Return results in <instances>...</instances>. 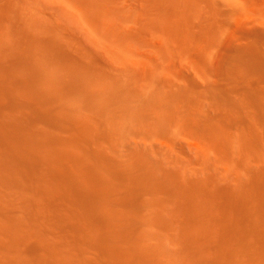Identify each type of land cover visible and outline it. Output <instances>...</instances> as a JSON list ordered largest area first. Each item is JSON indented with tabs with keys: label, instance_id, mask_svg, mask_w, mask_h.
Masks as SVG:
<instances>
[{
	"label": "rangeland",
	"instance_id": "rangeland-1",
	"mask_svg": "<svg viewBox=\"0 0 264 264\" xmlns=\"http://www.w3.org/2000/svg\"><path fill=\"white\" fill-rule=\"evenodd\" d=\"M7 1L0 0V5ZM19 1L30 2L22 4V13L43 22L58 35L56 47H47L52 44L44 42L47 57L39 55V62L34 61L39 69L44 62L47 69L59 70L60 77L70 81L72 73L68 67H72L70 62L77 51L78 63L86 70L80 75L73 74L89 80V86L100 88L111 84V79L122 78L131 80L140 89L158 84L171 90H187L179 92V97L187 100H174L175 112L168 109L170 126L166 130L154 129L152 122H143L145 118L138 125L124 128L118 123L111 124L115 116L125 114L126 105L122 112L114 109L111 113L115 115L102 119L83 110L89 126L95 128L96 138L90 143L92 151H104L111 163L128 152L144 160L149 158L151 168L154 161L167 162L164 165L171 173L157 167V174L175 180L172 182L175 192L167 189L164 193L171 206L163 218L145 219L151 225L143 223L142 227L138 225L141 220H137L138 226L134 225L124 235L127 244H121L122 247L134 245L141 257H148L152 264H200L201 257L206 264H241L255 246L260 254L259 260L252 264H264V70L256 72L245 65L235 66L236 59L256 36L255 31L264 33V0H222L223 4L215 0L225 9L222 21L215 22L216 41L208 48L209 39L199 35L192 42L184 40L192 50L191 57L186 52L171 53L165 40L149 31L131 36L124 12L139 9L142 0H99L92 9L87 0ZM197 5L206 15L208 3L198 0ZM115 9L124 14H117ZM0 23V35L4 36L10 23L7 18L0 19ZM254 39L253 43L257 38ZM18 45L22 47L24 43ZM4 75L0 69V80ZM209 87L218 88V94L206 96ZM51 93L69 101L77 98V93L67 92L56 83L52 84ZM195 100L200 101V106L192 110L197 118L184 116L187 112L182 106L190 104L191 108ZM40 104L47 107L43 102ZM151 108L145 107L144 116L153 111ZM35 128L49 129L52 133L61 131L45 122L37 123ZM76 135L71 130L62 133L64 138ZM80 144L87 143L81 139ZM126 144L136 149L128 150ZM63 172L71 179L75 177L72 171ZM22 198L7 185L0 186V226H15L24 234L30 231V225L25 219L28 214ZM203 227L208 242L202 241L199 246L204 248L200 250L190 243L204 235ZM6 243L13 245V237L0 233V246L5 248H0V256H11L21 262L33 259L24 250L11 252ZM44 258L51 264L56 260L53 255Z\"/></svg>",
	"mask_w": 264,
	"mask_h": 264
},
{
	"label": "bare ground",
	"instance_id": "bare-ground-1",
	"mask_svg": "<svg viewBox=\"0 0 264 264\" xmlns=\"http://www.w3.org/2000/svg\"><path fill=\"white\" fill-rule=\"evenodd\" d=\"M87 1L91 9L99 3V0ZM197 1L142 0L139 9L124 12L127 13L131 36L136 32L149 31L156 37H162L171 53L186 52L188 57H191L192 50L185 41L192 42L196 35L209 39L208 48L212 47L217 37L215 22L222 21L225 10L219 5L223 2L216 0L217 4L215 0H205L208 3L207 14L203 15ZM22 4L30 2L9 0L4 6L0 5V19L7 18L10 23L7 34L0 35V69L5 74L0 80V186L7 185L22 195L30 231L23 234L15 226L3 225L0 233L13 237V245L6 243L11 252L24 250L33 259L21 262L1 255L0 264H51L45 260V255L56 258L52 264H152L148 257H141L134 245L125 249L121 244L126 243L124 235L130 233L137 220H141L138 221L139 227L143 223L149 226L151 224L145 219L163 218L171 206L170 198H166L164 193L167 189L175 192L172 185L175 180L157 174V167L171 173L164 165L167 162L154 161L151 168L148 166L149 158L144 160L136 153L125 155L121 152L125 156L111 163V158L104 151L91 150L90 143L95 140L96 133L93 131L95 128L89 126L83 110L86 109L91 117L102 119L115 115V112L111 113L114 109L122 112L126 105L125 114L115 116L111 124L118 123L124 128L138 125L139 120L145 118L143 122H152L154 129L166 130L170 126L168 109L175 112L177 105L172 102L187 100L179 97V92L187 90H171L159 86L157 81L153 87L145 85V88L138 89L131 80L122 78L111 79V84L106 83L100 88L89 86L91 82L81 80L82 76H79L86 69L79 65L77 51L75 59L70 62L72 67H68L72 73L70 81L61 78L59 70L47 69L44 62L40 63L43 66L39 69L36 66L38 56L47 57L46 46L59 45L58 35L43 22L22 13ZM115 11L123 13L119 9ZM255 32V43L253 37L245 53L236 59L235 66L245 65L262 72L264 33ZM18 42L24 45L19 47ZM44 42L52 46L44 47ZM180 42L184 43L181 47ZM73 73L79 74L78 77ZM58 79L61 81L57 82ZM54 83L67 92L77 93V98L69 101L52 95ZM217 91L218 88L209 87L206 96L218 94ZM40 102L47 107L39 105ZM35 105L41 108L38 110ZM197 105L200 106L199 100H195L191 108L190 104L183 105L184 112H187L184 116L197 118L192 111ZM145 107L153 109L146 116L142 112ZM39 122L58 126L61 131L52 133L49 129L35 128ZM65 130L77 135L64 138L62 133ZM81 139L87 144H80ZM127 144L124 145L126 149H136ZM66 170L74 172L75 177L69 178L63 172ZM157 178L160 180L154 181ZM202 230L204 235L190 243L200 250L204 248H200L201 242H208L207 230L204 227ZM112 237L116 240L111 241ZM143 249L147 251L146 245ZM259 254V249L253 246L241 264L258 261ZM199 262L206 264L207 261L201 257Z\"/></svg>",
	"mask_w": 264,
	"mask_h": 264
}]
</instances>
